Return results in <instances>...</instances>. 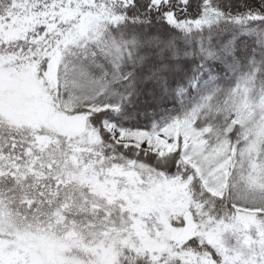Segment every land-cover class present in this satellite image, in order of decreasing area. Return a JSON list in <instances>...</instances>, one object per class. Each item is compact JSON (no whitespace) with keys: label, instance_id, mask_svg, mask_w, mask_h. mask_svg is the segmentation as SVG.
I'll return each mask as SVG.
<instances>
[{"label":"snow or ice","instance_id":"1","mask_svg":"<svg viewBox=\"0 0 264 264\" xmlns=\"http://www.w3.org/2000/svg\"><path fill=\"white\" fill-rule=\"evenodd\" d=\"M0 264H264V0H0Z\"/></svg>","mask_w":264,"mask_h":264}]
</instances>
